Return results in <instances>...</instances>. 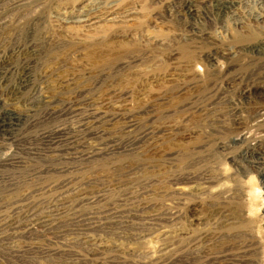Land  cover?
<instances>
[{
    "label": "rangeland",
    "instance_id": "374dc122",
    "mask_svg": "<svg viewBox=\"0 0 264 264\" xmlns=\"http://www.w3.org/2000/svg\"><path fill=\"white\" fill-rule=\"evenodd\" d=\"M225 1L0 0V264H264V20Z\"/></svg>",
    "mask_w": 264,
    "mask_h": 264
},
{
    "label": "bare ground",
    "instance_id": "6f19581e",
    "mask_svg": "<svg viewBox=\"0 0 264 264\" xmlns=\"http://www.w3.org/2000/svg\"><path fill=\"white\" fill-rule=\"evenodd\" d=\"M210 1L211 0H203L204 3H209ZM219 1H221V0H219ZM242 3H243L242 1L237 2V0L236 1L230 0V1L222 2L223 14H224L225 18H228V20H230L232 22V25L235 28L242 25V19L243 18L240 19V17L238 16V13H237V11L241 8L240 6H242ZM219 5H220V3H219ZM254 5H255L256 10L254 12L252 11L250 13V17H251V20H253L256 24L259 21L261 22L262 19L264 20V0H254ZM17 6H18V2L13 1L11 3V1H10L9 7L7 8V13L12 11L13 9H15ZM199 14H200V12H199ZM0 15H3V14H1V9H0ZM201 16H202L204 22L211 24L210 23L211 20L209 19L208 16H206V15H201ZM1 23H2V19H0V25H1ZM249 32H251V30L248 31V33ZM252 33L254 34V32H252ZM239 38H241V36ZM248 38L251 41L252 37L249 36ZM248 38L246 37V38H241V39H243V40L245 39L248 41ZM262 70H264V69H262ZM14 71L15 70L12 69L11 67H1L0 66V82L5 80V78L8 76V74H13ZM13 88L16 91L15 94L17 93L20 96H23V94H25L31 88V79H30V75L28 72L27 65H25L24 68L22 69L21 76L17 79L16 83L13 84ZM19 125H20V118L14 117L10 112H7L6 110L4 111V109L2 108V106L0 104V142L3 143L5 141L14 140L15 133H16ZM238 143L240 144L241 142L236 140L235 144H238ZM46 145H48V144H46ZM239 156L244 162H246L250 167H252V169L256 170V172L258 173V176L260 178L261 184L264 186V145H261L260 143H255L254 145L252 144L251 146H245L244 145V147H241V150L239 151ZM30 221H32V220H30ZM9 223H11V224L9 225L7 223L8 225L6 224L7 226L5 227V229L8 226L16 225L15 222H9ZM36 223H38L39 226H41V227H45V226H43L44 222L41 220H38ZM4 226H2V227H4ZM11 230H12V228H11ZM3 232H4V230L2 231V233ZM3 238H4V235H3ZM4 241H6V240L4 239Z\"/></svg>",
    "mask_w": 264,
    "mask_h": 264
}]
</instances>
